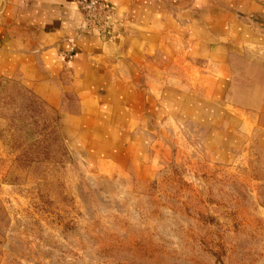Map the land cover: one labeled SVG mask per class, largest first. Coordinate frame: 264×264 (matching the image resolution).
<instances>
[{
    "label": "rangeland",
    "instance_id": "obj_1",
    "mask_svg": "<svg viewBox=\"0 0 264 264\" xmlns=\"http://www.w3.org/2000/svg\"><path fill=\"white\" fill-rule=\"evenodd\" d=\"M63 114L0 79V264H264L263 113L164 120L115 159L73 144Z\"/></svg>",
    "mask_w": 264,
    "mask_h": 264
},
{
    "label": "crops",
    "instance_id": "obj_2",
    "mask_svg": "<svg viewBox=\"0 0 264 264\" xmlns=\"http://www.w3.org/2000/svg\"><path fill=\"white\" fill-rule=\"evenodd\" d=\"M105 1L113 38L83 28L80 0H0V79L62 110L87 155H143L164 120L217 128L264 115L262 3Z\"/></svg>",
    "mask_w": 264,
    "mask_h": 264
},
{
    "label": "built area",
    "instance_id": "obj_3",
    "mask_svg": "<svg viewBox=\"0 0 264 264\" xmlns=\"http://www.w3.org/2000/svg\"><path fill=\"white\" fill-rule=\"evenodd\" d=\"M83 11V28L94 29L104 37H114L116 33V13L105 0H80ZM72 58V54H67Z\"/></svg>",
    "mask_w": 264,
    "mask_h": 264
}]
</instances>
